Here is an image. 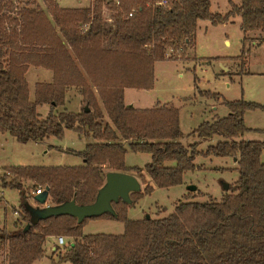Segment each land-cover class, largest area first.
Wrapping results in <instances>:
<instances>
[{"label":"trees","instance_id":"1","mask_svg":"<svg viewBox=\"0 0 264 264\" xmlns=\"http://www.w3.org/2000/svg\"><path fill=\"white\" fill-rule=\"evenodd\" d=\"M158 1L91 0L85 7H63L44 0L45 11L31 7L34 0L20 6L0 0V132L26 142L73 130L88 141L78 153L81 165L7 167L14 178H3L2 186L19 190L23 215L13 230L0 227L4 264H32L51 236L73 238L57 259L69 264H264V141L243 138L249 130L245 112L264 106L242 98L224 100L227 115L199 124L188 134L195 140L184 145L175 106L157 102L138 108L124 98L125 88L153 87L155 62L175 59L194 45L200 20L215 25L239 15L244 33L264 31V0H240L238 5L228 0L231 9L224 15L210 11V0H167L165 6ZM29 67L51 73L50 80L34 84L33 99ZM71 88L81 95L82 109L56 111ZM40 104L50 106L45 118L38 113ZM213 136L221 139L199 151L201 140ZM127 149L149 153L150 162L126 166ZM199 154L235 160L238 177L219 200H179L163 218L127 217V207L154 187L181 184L184 173L196 168ZM126 170L139 174L145 186L130 193V203L112 201L113 213L80 222L70 214L31 220L26 205L38 186L48 188L50 205L70 200L85 205L95 201L107 172ZM22 180L32 184L25 187ZM94 218L119 219L124 230L84 234L82 225ZM26 223L30 226L23 231Z\"/></svg>","mask_w":264,"mask_h":264},{"label":"rangeland","instance_id":"2","mask_svg":"<svg viewBox=\"0 0 264 264\" xmlns=\"http://www.w3.org/2000/svg\"><path fill=\"white\" fill-rule=\"evenodd\" d=\"M13 1L19 6L30 3L28 0ZM231 1L236 5L240 3V0ZM57 2L63 7H85L91 4V0ZM29 5L47 11L44 0H34V3ZM230 9L228 0H210L211 12L224 15ZM103 15L105 19H109V7H104ZM186 49V53L176 56L175 59L155 62L153 87L149 90L129 88L125 92V103L132 102L138 108H149L157 102L175 106L179 113V127L183 133L179 141L184 145L195 140L194 136L188 134L199 124L227 114L228 108L224 100L242 98L264 106V31L244 33L240 29L239 15L231 16L227 22L215 25L207 19L200 20L194 36V45ZM167 52L169 55H178L177 51ZM27 77L29 95L33 99L35 80L31 74ZM82 107V99L80 101L73 93H69L65 105L56 107L55 110L66 108L77 112ZM37 110L40 118H45L50 106L40 104ZM244 121L247 126L254 128L245 132L244 139L264 141V109L246 111ZM220 139L219 136L203 139L198 150L204 151L208 145H213ZM86 142V138L78 136L73 130H64L61 137L49 136L42 141L26 142L16 140L7 132H0V227L5 226L7 230H13L14 220L17 218L21 221L23 215L19 208V190L2 186L3 178L6 181L14 178L7 167L81 165L84 160L78 153L83 150ZM260 158L264 162V148ZM150 160L149 153L134 152L130 149H127L124 156V163L128 167H144ZM194 163L196 168L184 173L181 184L169 188L154 187L151 192L143 194L127 207V217L141 219L148 214L150 217L163 218L172 212L179 200L204 201L209 196L219 200L238 177L232 157L199 154L194 158ZM125 172L135 176L141 183V190L144 189L145 184L139 174L134 170ZM145 178L148 179V176L145 175ZM22 182L25 187L32 184L30 180ZM225 183L228 184L226 190ZM189 185H195L196 189L188 191ZM28 201L38 206L32 198ZM46 204H50L49 197L43 205ZM14 211H17L18 215L14 214ZM123 230L124 223L115 218L89 219L82 225L84 234H120ZM56 238L57 236H51L45 241L44 254L32 264H55L54 260L57 261L59 254L63 253L73 240L72 237L63 236L64 244L58 246ZM49 244L51 247L47 248ZM56 247L60 249L58 252ZM52 255L54 259L51 258ZM4 257V252L0 251V264H4Z\"/></svg>","mask_w":264,"mask_h":264},{"label":"water","instance_id":"3","mask_svg":"<svg viewBox=\"0 0 264 264\" xmlns=\"http://www.w3.org/2000/svg\"><path fill=\"white\" fill-rule=\"evenodd\" d=\"M84 110L88 111V107L84 106ZM228 188V184H224V190ZM195 185L187 186L188 191H194ZM141 190L140 181L133 175L120 171H109L105 175L103 186L99 189L96 199L93 203L85 205H77L74 200L66 201L59 205H43L48 197V188L40 195H35L34 200L38 206L26 205L30 213V218L34 221L40 217L50 215L70 214L77 218L80 222L86 217L100 215L106 211L113 213L111 206L112 201L122 198L130 203V193ZM150 216L146 214V218ZM30 223H26L23 231H26Z\"/></svg>","mask_w":264,"mask_h":264},{"label":"crops","instance_id":"4","mask_svg":"<svg viewBox=\"0 0 264 264\" xmlns=\"http://www.w3.org/2000/svg\"><path fill=\"white\" fill-rule=\"evenodd\" d=\"M57 1V0H56ZM58 3V2H57ZM59 4V3H58ZM60 5V4H59ZM61 6V5H60ZM28 74H31L32 76H33V80H35V81H33V86H34V84L36 83V82H38V81H48V80H50V78H51V73H50V71L49 70H46V69H42V68H38V67H29V69H28V71H27V74H26V79H27V82H28ZM129 88H125V90H124V98H125V92H126V90H128ZM69 93H73L74 94V96H76V98L78 97V99L81 101V95L77 92V90H75L74 88H71L70 90H68V92H67V94H66V100H67V96H68V94ZM126 104H131L132 106H134V104L131 102V103H128V102H126ZM135 107V106H134ZM228 113V112H227ZM225 115H227V114H225ZM217 117H219V116H217ZM223 117V116H222ZM214 120V119H213ZM212 120V121H213ZM247 126V125H246ZM248 127V129L249 130H253L254 128H252V127H249V126H247ZM247 132V131H246ZM245 134V133H244ZM243 138H244V136H243ZM247 140H251V139H247ZM234 160V159H233ZM29 202V204L31 205V206H35V205H33L32 203H30V201H28ZM14 214H16V215H18V212L17 211H14L13 212ZM17 219V218H16ZM15 219V220H16ZM14 220V221H15ZM48 239H50V237H48L46 240H48ZM72 241V240H71ZM53 242V241H52ZM50 244H52V243H50ZM48 245V247L47 248H49V247H51V245ZM45 247V246H44ZM54 249V248H53ZM44 250H45V248H44ZM45 252V251H44ZM53 256L54 255H52L51 256V258L52 259H54L53 258ZM54 263L55 264H60V263H63V262H58V261H56L55 262V260H54Z\"/></svg>","mask_w":264,"mask_h":264},{"label":"built area","instance_id":"5","mask_svg":"<svg viewBox=\"0 0 264 264\" xmlns=\"http://www.w3.org/2000/svg\"><path fill=\"white\" fill-rule=\"evenodd\" d=\"M115 1V3H118V0H114ZM157 4L158 5H162V6H165L166 4H167V0H160V1H158L157 2ZM134 13V10H132L130 13H129V15H132ZM87 24H84L83 26H82V28L83 29H86L87 28ZM44 192V189H43V187H41V186H38L36 189H35V195H40V194H42ZM46 205H48V204H46ZM56 244L58 245V246H61L62 244H64V238H63V236H57V238H56Z\"/></svg>","mask_w":264,"mask_h":264}]
</instances>
